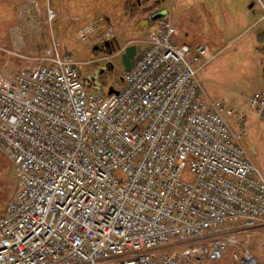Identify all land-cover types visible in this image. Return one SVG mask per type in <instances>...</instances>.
I'll return each mask as SVG.
<instances>
[{
  "label": "built area",
  "instance_id": "2783aa9c",
  "mask_svg": "<svg viewBox=\"0 0 264 264\" xmlns=\"http://www.w3.org/2000/svg\"><path fill=\"white\" fill-rule=\"evenodd\" d=\"M163 18L106 95L55 39L34 64L0 71V151L17 176L0 213V264H216L226 254L259 264L246 243L263 231L264 250V176L243 125L231 129L233 107L201 86L216 53L176 42ZM97 27L78 40L116 38ZM250 108L261 114L264 95Z\"/></svg>",
  "mask_w": 264,
  "mask_h": 264
},
{
  "label": "rangeland",
  "instance_id": "374dc122",
  "mask_svg": "<svg viewBox=\"0 0 264 264\" xmlns=\"http://www.w3.org/2000/svg\"><path fill=\"white\" fill-rule=\"evenodd\" d=\"M123 1L0 0V71L8 76L22 66L34 64L44 47L55 39L77 60L84 83L106 95L110 87L121 84L123 69L119 59L111 63L95 59L101 53H94L79 41L78 32L92 25H97V29L110 27L119 46L134 44L141 48V40L151 25L130 15ZM253 1L256 14L242 27L236 21L240 10L246 11L241 0H166L163 8L167 14L162 18L176 28V42L192 49L207 45L209 53H216L199 70L201 86L209 99H223L233 107L234 113L229 117L231 129L237 131L243 125L246 133L241 142L264 176V111L258 114L254 108L247 109L249 96L256 92L264 95V54L258 49L264 43L261 45L256 37V28L249 26L250 20L261 16L263 5L260 0ZM49 8L55 12L51 19ZM16 187L17 176L0 151V212ZM262 242L260 231L254 232L246 243L259 257V264H264ZM216 264L232 262L226 254Z\"/></svg>",
  "mask_w": 264,
  "mask_h": 264
},
{
  "label": "flooded vegetation",
  "instance_id": "af4514ba",
  "mask_svg": "<svg viewBox=\"0 0 264 264\" xmlns=\"http://www.w3.org/2000/svg\"><path fill=\"white\" fill-rule=\"evenodd\" d=\"M165 1L166 0H124L123 2L128 7L130 15H137L138 18L141 19L142 23H150V25H153L152 23L157 22L160 18L167 14V9L163 8ZM163 11H165V13L162 16L153 18L156 14ZM95 45L98 46L96 51L102 54L114 53V51L120 49L116 38L105 40L104 42ZM123 52L116 54L109 62L111 63L113 59H119V63L121 65L120 57Z\"/></svg>",
  "mask_w": 264,
  "mask_h": 264
},
{
  "label": "crops",
  "instance_id": "0c3cea01",
  "mask_svg": "<svg viewBox=\"0 0 264 264\" xmlns=\"http://www.w3.org/2000/svg\"><path fill=\"white\" fill-rule=\"evenodd\" d=\"M243 2V4L245 5V12H242L240 10L239 13V17H236V21H237V25L238 27H242L245 24L248 23L249 19L252 18V16H255L256 14V4L255 2L252 0H241ZM262 3V7L261 9L263 10V12L261 13V16L254 20H250L249 26L251 25V27H255L256 28V37L259 39V33L261 32V30H264V0H260Z\"/></svg>",
  "mask_w": 264,
  "mask_h": 264
},
{
  "label": "water",
  "instance_id": "95a60500",
  "mask_svg": "<svg viewBox=\"0 0 264 264\" xmlns=\"http://www.w3.org/2000/svg\"><path fill=\"white\" fill-rule=\"evenodd\" d=\"M164 13H165V11L160 12V13L156 14L153 18L160 17ZM97 49H98V46L94 45L93 51H96ZM136 52H137V50H136V46L134 44L128 45L125 48L124 52L122 53V55L120 57V62H121V65H122V68L124 71L130 70L131 67L133 66ZM108 66H112V65L108 64ZM112 91H113V89L109 88L108 93H111Z\"/></svg>",
  "mask_w": 264,
  "mask_h": 264
},
{
  "label": "trees",
  "instance_id": "16d2710c",
  "mask_svg": "<svg viewBox=\"0 0 264 264\" xmlns=\"http://www.w3.org/2000/svg\"><path fill=\"white\" fill-rule=\"evenodd\" d=\"M259 42L261 43V45L264 43V30H263V31L261 30V32L259 33ZM258 49L261 51V53L264 54V44L262 45V47L259 46ZM1 212H2V211H1ZM1 212H0V213H1Z\"/></svg>",
  "mask_w": 264,
  "mask_h": 264
}]
</instances>
